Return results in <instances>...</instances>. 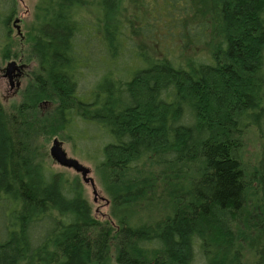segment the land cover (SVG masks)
Segmentation results:
<instances>
[{
	"label": "trees",
	"instance_id": "trees-1",
	"mask_svg": "<svg viewBox=\"0 0 264 264\" xmlns=\"http://www.w3.org/2000/svg\"><path fill=\"white\" fill-rule=\"evenodd\" d=\"M17 6L0 0L2 56ZM35 12L36 83L95 161L117 227L91 236L81 184L33 158L0 100V264L103 263L114 238L121 264H264V0H39ZM252 128L262 149L247 173Z\"/></svg>",
	"mask_w": 264,
	"mask_h": 264
},
{
	"label": "rangeland",
	"instance_id": "rangeland-1",
	"mask_svg": "<svg viewBox=\"0 0 264 264\" xmlns=\"http://www.w3.org/2000/svg\"><path fill=\"white\" fill-rule=\"evenodd\" d=\"M136 0H133V2ZM39 0H18L17 15L12 22V49L11 56L0 55V100L4 106L7 121L12 133L20 142H23L31 149V155L36 161L42 162L50 169L57 173H61L69 180H77L84 192V197L91 207L92 215L98 223V227L92 231L91 236H97L99 241H103L109 232L116 228V221L112 215L113 202L110 194L106 191L101 180L95 161L86 154V147L79 140H72L63 132L56 122L55 108L57 99L51 94L52 92L41 91V87L36 83L37 77H42L37 57L32 51L31 29L36 16V6ZM205 4V3H204ZM204 16L207 15V6L200 5ZM132 5H128V11ZM208 16H206L207 19ZM19 22L16 24L15 20ZM205 19V18H204ZM19 29H18V27ZM138 36V35H137ZM141 48L150 56H162L159 42L142 39L141 35L136 37ZM167 41V40H166ZM204 47L186 48V56H193L196 51H201ZM163 49V48H162ZM140 50V49H139ZM183 53V52H182ZM129 64L143 66L141 60L131 57ZM17 61L25 64L26 69L21 79L20 87L10 86L9 79L5 76L3 70L11 61ZM139 62V64H137ZM58 139L62 142V147L68 157L78 160L82 165L91 169L90 177H93L99 193V197H95L90 184L83 181L81 174L74 169L67 168L56 163L50 155V148L53 141ZM243 149L241 151V159L247 173L251 172L258 161L261 153V141L256 129H249L242 137ZM145 170H149L148 167ZM101 232V233H100ZM100 233V234H99ZM118 240L114 238L113 247L107 254H103L105 260L103 263L94 262L92 264H121V252L118 249ZM252 251H245V261L251 258Z\"/></svg>",
	"mask_w": 264,
	"mask_h": 264
},
{
	"label": "water",
	"instance_id": "water-1",
	"mask_svg": "<svg viewBox=\"0 0 264 264\" xmlns=\"http://www.w3.org/2000/svg\"><path fill=\"white\" fill-rule=\"evenodd\" d=\"M19 22L18 19L15 20L17 24ZM18 27V26H17ZM19 29V27H18ZM23 65L18 64L17 61H11L7 64V67L3 70L6 77H9L11 80L17 81V86H20L19 78L21 77V69ZM50 155L53 160L61 166L74 169L77 173L81 174L83 177V181L87 184H90L94 196L97 198L99 197V193L96 187L95 180L93 177H90L91 169L82 165L78 160L68 157L67 153L62 147V142L58 139L53 141V145L50 148Z\"/></svg>",
	"mask_w": 264,
	"mask_h": 264
},
{
	"label": "flooded vegetation",
	"instance_id": "flooded-vegetation-1",
	"mask_svg": "<svg viewBox=\"0 0 264 264\" xmlns=\"http://www.w3.org/2000/svg\"><path fill=\"white\" fill-rule=\"evenodd\" d=\"M20 64V63H18ZM20 65H23L24 67L21 69V77L19 78V81H20V85H21V79H22V76L24 75V71L26 69V65L25 64H20ZM9 79V82H10V86L14 89L15 86H17V81L14 79V80H11L9 77H7ZM20 87V86H19Z\"/></svg>",
	"mask_w": 264,
	"mask_h": 264
}]
</instances>
